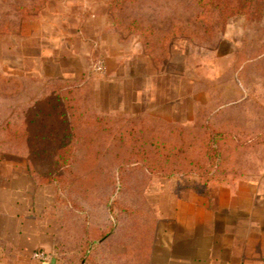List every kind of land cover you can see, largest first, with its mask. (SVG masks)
<instances>
[{
	"label": "rangeland",
	"instance_id": "rangeland-1",
	"mask_svg": "<svg viewBox=\"0 0 264 264\" xmlns=\"http://www.w3.org/2000/svg\"><path fill=\"white\" fill-rule=\"evenodd\" d=\"M208 1L0 0V166L24 165L18 136L74 115L66 168L41 184L66 264L86 233L89 264H150L202 169L264 184V11Z\"/></svg>",
	"mask_w": 264,
	"mask_h": 264
},
{
	"label": "crops",
	"instance_id": "crops-1",
	"mask_svg": "<svg viewBox=\"0 0 264 264\" xmlns=\"http://www.w3.org/2000/svg\"><path fill=\"white\" fill-rule=\"evenodd\" d=\"M184 189L150 264H264V184L213 185L210 199L196 185ZM55 204V187L17 163L0 166V264H66L56 256ZM38 250L50 259L33 258Z\"/></svg>",
	"mask_w": 264,
	"mask_h": 264
},
{
	"label": "trees",
	"instance_id": "trees-1",
	"mask_svg": "<svg viewBox=\"0 0 264 264\" xmlns=\"http://www.w3.org/2000/svg\"><path fill=\"white\" fill-rule=\"evenodd\" d=\"M124 1V0H121ZM211 1V0H209ZM208 1V2H209ZM112 5H116V0H112ZM264 11V0H239V3L232 8L231 13H252V12ZM231 14L223 12L222 17L226 20ZM56 121H60L59 126H55L52 123L53 120H49L40 125V130H36L35 133L30 134L29 131L24 132L17 138L20 142H26L31 148L29 154L25 156L24 168L35 178L37 184H54L57 185L59 174L62 169L66 168L64 160L67 158L70 151V144L76 141L73 138H77L76 135H71L75 129V123L73 114L69 109L57 110ZM39 128V126H38ZM77 133V131H76ZM60 154H58L59 152ZM217 152L216 148H213V153ZM22 160V159H19ZM148 169L152 171H158L153 167ZM199 178V191L200 194L208 199L211 198V187L213 185L222 186L226 185L234 188L237 184L233 181H227L226 178H218L215 170L202 169L197 172ZM86 247L82 252V261L89 264L90 250L88 249L93 241L90 239L88 233H86ZM104 236L99 240H103Z\"/></svg>",
	"mask_w": 264,
	"mask_h": 264
},
{
	"label": "built area",
	"instance_id": "built-area-1",
	"mask_svg": "<svg viewBox=\"0 0 264 264\" xmlns=\"http://www.w3.org/2000/svg\"><path fill=\"white\" fill-rule=\"evenodd\" d=\"M33 258L37 259V260H49L50 259V254H48L47 252H44V251H35L33 253Z\"/></svg>",
	"mask_w": 264,
	"mask_h": 264
}]
</instances>
